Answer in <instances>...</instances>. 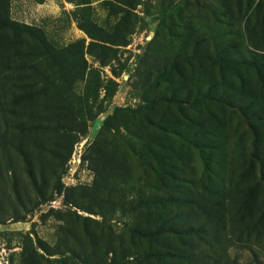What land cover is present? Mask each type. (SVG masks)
<instances>
[{"label": "rangeland", "instance_id": "obj_1", "mask_svg": "<svg viewBox=\"0 0 264 264\" xmlns=\"http://www.w3.org/2000/svg\"><path fill=\"white\" fill-rule=\"evenodd\" d=\"M43 2L0 0V264H264V0ZM221 186L215 248L138 233Z\"/></svg>", "mask_w": 264, "mask_h": 264}, {"label": "trees", "instance_id": "obj_2", "mask_svg": "<svg viewBox=\"0 0 264 264\" xmlns=\"http://www.w3.org/2000/svg\"><path fill=\"white\" fill-rule=\"evenodd\" d=\"M158 101H160V97L150 99L146 101L144 105L140 106V108L150 107L152 104ZM118 109L120 108L116 107L114 111ZM131 110L133 111L135 109H131ZM207 171L211 173L210 176H212V173L215 172V171H210L209 169H207ZM233 176H235V173L233 174ZM211 181H212V177L208 179V182H211ZM243 188L241 189V192L243 191ZM205 192L207 194V197H209L210 195L211 198L209 200L208 198L204 199V202L201 200L203 198L202 196H204L202 195L203 192L198 193V197L195 194V196L197 197V198L195 197L196 199L192 197V194L186 196L183 199L186 201L182 203V205H185V206L191 205L194 209H197L198 212L189 211L191 216L188 218L183 217L184 221L182 223L175 222V220L179 219L182 216L167 218L163 223V225L166 226V228H161L158 225L155 231H151V230L142 231L141 229V230H137L138 233L141 236H146L149 238L152 236L156 238L157 232L159 230L160 232L166 230L171 233H176V232H181V231L190 232L192 231V228L195 227V225L193 224L197 222L196 225H201L202 227L210 226L211 229L205 233L206 238H207L206 239L207 241L205 243L215 248L216 246L220 244V238H219L220 235H218V228L221 227V225L225 226V223H222L223 221L227 223L226 219L227 217L230 216L228 213H231V210H232V203H233L232 196L235 195L236 193L234 194L232 193L231 190H229L228 188H224L222 186L219 187V189L217 190H206ZM216 198L218 199V203L216 202ZM173 200H180V199H173ZM246 201L248 202V199H246ZM192 214H195L196 216L192 217ZM237 214H238V211H237ZM198 216H199V221H198ZM231 216L233 215L231 214ZM188 220H193L194 222L188 221ZM185 226L187 227V229H182ZM180 229L182 230L178 231ZM216 232H217L218 238H217ZM208 240H210L211 242H208ZM168 248H169L168 250L171 252H174V250H177V248H174V247H168ZM169 254H172V253H168V255Z\"/></svg>", "mask_w": 264, "mask_h": 264}, {"label": "crops", "instance_id": "obj_3", "mask_svg": "<svg viewBox=\"0 0 264 264\" xmlns=\"http://www.w3.org/2000/svg\"><path fill=\"white\" fill-rule=\"evenodd\" d=\"M40 5H42L43 6V8L42 9H44V10H48V12L49 11H54V12H56V10H57V3L55 2V0H45V2H43L42 4H40Z\"/></svg>", "mask_w": 264, "mask_h": 264}, {"label": "water", "instance_id": "obj_4", "mask_svg": "<svg viewBox=\"0 0 264 264\" xmlns=\"http://www.w3.org/2000/svg\"><path fill=\"white\" fill-rule=\"evenodd\" d=\"M143 50H144V47H142L141 52H143Z\"/></svg>", "mask_w": 264, "mask_h": 264}]
</instances>
